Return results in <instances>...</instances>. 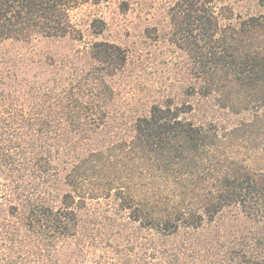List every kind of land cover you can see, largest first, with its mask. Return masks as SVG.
I'll return each instance as SVG.
<instances>
[{"label": "trees", "instance_id": "16d2710c", "mask_svg": "<svg viewBox=\"0 0 264 264\" xmlns=\"http://www.w3.org/2000/svg\"><path fill=\"white\" fill-rule=\"evenodd\" d=\"M88 1L106 0H0V43L73 34L70 10ZM173 20L205 92L220 93L252 115L221 133L217 121H198L192 104L154 103L148 114H138L123 147L159 181L154 185L169 188L170 201L183 200L166 215L136 209L137 216L173 232L204 220L219 225L233 211L240 227L223 237L224 264H264V15L234 26L221 23L216 0H179ZM89 55L85 73L56 85L34 79L25 93L7 89L6 79L16 77L0 75V242L27 250L35 264L77 233L76 182L106 161L104 151L91 146L113 116L112 78L127 55L108 41L92 43ZM238 131L254 143L247 153L226 144ZM68 170L71 189L65 190ZM187 196L200 203L186 204Z\"/></svg>", "mask_w": 264, "mask_h": 264}, {"label": "rangeland", "instance_id": "374dc122", "mask_svg": "<svg viewBox=\"0 0 264 264\" xmlns=\"http://www.w3.org/2000/svg\"><path fill=\"white\" fill-rule=\"evenodd\" d=\"M216 1L221 23L239 26L252 15H264V0ZM178 2H83L70 10L73 34L0 43V75L16 77L5 84L14 93L27 92L34 79L56 85L72 73H85L95 41L118 44L127 55L124 67L112 78L113 116L91 146L101 148L106 161L97 163L96 170L81 172L84 178H78L73 192L80 216L78 231L59 241L37 264H224L223 237L240 227L233 211L226 212L219 225H205L204 220L198 227L182 225L173 232L152 226L144 216H137L136 209L166 215L183 197L170 201L169 188L154 185L159 181L142 171L123 147L133 119L148 114L154 103L192 104L198 121H217L221 133L252 115L251 109L238 111L220 93L205 92L196 58L176 38L173 15ZM245 136L242 131L228 134L226 144L247 153L254 143ZM68 172H64L65 190L71 189ZM185 203L195 206L200 199L187 196ZM33 259L27 250L0 242V264H35Z\"/></svg>", "mask_w": 264, "mask_h": 264}]
</instances>
